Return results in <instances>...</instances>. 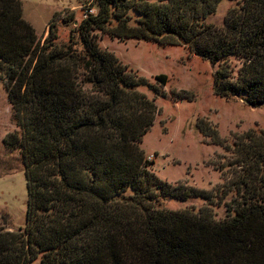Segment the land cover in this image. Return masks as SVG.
<instances>
[{
	"label": "trees",
	"instance_id": "trees-1",
	"mask_svg": "<svg viewBox=\"0 0 264 264\" xmlns=\"http://www.w3.org/2000/svg\"><path fill=\"white\" fill-rule=\"evenodd\" d=\"M222 1L92 0L97 12L69 43H55L53 22L42 44L22 1L0 0V70L21 128L6 143L21 151L28 193L25 228L0 230V264H264V131L238 138L234 164L247 170L215 196L164 182L141 147L159 109L139 88L161 95L168 77L152 85L99 43L101 33L187 47L217 66L218 96L260 106L264 0H236L222 26L207 23ZM231 193L218 220L212 202ZM190 197L207 204L160 206Z\"/></svg>",
	"mask_w": 264,
	"mask_h": 264
},
{
	"label": "rangeland",
	"instance_id": "rangeland-1",
	"mask_svg": "<svg viewBox=\"0 0 264 264\" xmlns=\"http://www.w3.org/2000/svg\"><path fill=\"white\" fill-rule=\"evenodd\" d=\"M21 1L23 17L34 27L41 43L48 37L50 24L55 22V43L64 44L70 42L72 31L85 18L92 0ZM235 6L236 0H223L207 23L222 26L228 11ZM91 12L96 13L97 8ZM74 35L78 40L77 34ZM98 35L104 50L114 53L152 85L157 84V76L168 77L165 86L158 84L161 95L148 87L139 88L149 99L155 100L159 109L141 147L154 162L153 171L161 180L173 186L182 183L209 190L215 196L216 191H221L247 170L242 163L234 164L243 158L233 147L245 133L264 131V104L251 107L240 97L218 96L214 89L217 66L214 68L187 47ZM229 62L237 73L240 60L230 58ZM6 84L5 71L0 70V230L17 231L25 228L28 193L21 151L6 143L8 134L21 132ZM208 125L217 131L221 144L215 142V134ZM234 197L235 193H231L223 201L220 197L214 198L212 208L218 220L226 217L225 205ZM206 204L197 197L187 201L160 199V206L169 210L193 208L198 211Z\"/></svg>",
	"mask_w": 264,
	"mask_h": 264
},
{
	"label": "built area",
	"instance_id": "built-area-1",
	"mask_svg": "<svg viewBox=\"0 0 264 264\" xmlns=\"http://www.w3.org/2000/svg\"><path fill=\"white\" fill-rule=\"evenodd\" d=\"M92 11H93V10H92ZM87 13H92V12H91V10H88V12H87ZM87 13H86V14H87ZM86 14H85V17L87 16Z\"/></svg>",
	"mask_w": 264,
	"mask_h": 264
},
{
	"label": "crops",
	"instance_id": "crops-1",
	"mask_svg": "<svg viewBox=\"0 0 264 264\" xmlns=\"http://www.w3.org/2000/svg\"><path fill=\"white\" fill-rule=\"evenodd\" d=\"M65 11H70V10H67V9H66Z\"/></svg>",
	"mask_w": 264,
	"mask_h": 264
}]
</instances>
